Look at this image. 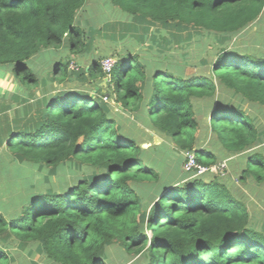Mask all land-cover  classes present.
Returning <instances> with one entry per match:
<instances>
[{
  "label": "trees",
  "instance_id": "16d2710c",
  "mask_svg": "<svg viewBox=\"0 0 264 264\" xmlns=\"http://www.w3.org/2000/svg\"><path fill=\"white\" fill-rule=\"evenodd\" d=\"M88 1L0 0V68L10 70L28 96L67 74L90 87L44 89L0 139V155L39 171L48 167L47 182L66 162H77L71 181L59 189L30 183L18 212L6 219L0 210V264L12 263L5 249L11 236L36 244L56 264H104L112 245L126 256L122 264H264V233L251 226L244 196L220 174L183 171L180 155L193 151L200 166L218 164L212 150L199 147L209 133L238 156L241 182H264V130L240 104L264 110V53L221 47L210 75H186L184 66L169 61L162 68L159 59L150 65L126 48L103 85L105 55L68 70L70 56L90 55L78 17ZM107 2L129 20L120 24L121 40L133 37L125 29L137 23L140 41L151 26L172 30L173 39L192 28L224 41L264 12V0ZM43 56L50 61L42 64ZM113 97L118 111L145 120L161 142L142 147L147 142L123 133L114 116L124 114L113 112Z\"/></svg>",
  "mask_w": 264,
  "mask_h": 264
},
{
  "label": "rangeland",
  "instance_id": "374dc122",
  "mask_svg": "<svg viewBox=\"0 0 264 264\" xmlns=\"http://www.w3.org/2000/svg\"><path fill=\"white\" fill-rule=\"evenodd\" d=\"M107 6L111 7L107 0H89L85 9L83 8L78 14L81 22L84 23L87 32L86 36L88 37L87 40L91 42V51L88 56L69 57V62H74L78 67L77 69L87 66L91 59V55L94 57L105 55L106 57H113L117 60L118 53L121 52L122 49L126 50V48H129L131 55H137L142 60H148L150 65L156 63L155 61L159 59V66L162 68H166L167 63L171 61L174 65L184 66V74L186 75H210V68L214 56L221 47H226L231 50L239 49L251 53H264V12L256 21L249 24L247 28L224 41H219L214 34L192 28L188 29L186 32L177 33L176 37L173 39L174 32L172 30L163 29L158 26L149 27L148 31H146L148 33V35H145L146 39L140 41L143 38V34L141 29L139 31L134 29L135 26L138 28L137 23L134 25L129 23L125 29L127 32H131L133 37L128 36L125 39H120V24L124 23V21L128 22L129 20L116 9L107 8ZM140 25L146 26L147 24L140 23ZM151 36L153 38H151ZM65 53L66 52H64V54ZM41 59L44 61L42 64H46L50 61L49 58L45 59V56ZM164 59L168 61H163ZM69 65L70 63H68V70L77 71V69H70ZM37 67L41 71L47 69L42 67V65L40 66L38 63ZM104 81L103 85H105L108 80L105 78ZM87 86L88 82L67 74L61 82L53 81L48 83V86L45 88L40 85L36 88L33 87L32 90L35 96H37V94L43 93L44 89L52 91V89L58 90L66 87H77L81 89L90 88ZM18 89L21 94L23 89H20V87ZM221 96L224 98H231L234 103L240 102L238 97L233 98L228 92H222ZM3 102L10 105L9 112L6 113L5 116H8V120L11 121L14 126L15 117L23 119V100H12L6 95ZM111 103H113L112 109L113 112L115 111V114H117L116 112L122 115L124 114V117L121 116L120 119H117V115L114 116L116 121L118 120L117 124H119L123 133L134 136L138 142H147V145H143L142 147L161 142V138L145 120L134 117V114L131 112L122 110L124 113H121L118 111L120 109L114 97L111 99ZM240 104L250 115L255 116L256 123L260 127V130H264V110L252 106L248 102H240ZM146 127H148L146 129L147 132L145 135H141ZM203 135L204 133L202 131L198 133V136ZM199 144V147L208 148L213 151L216 157V163L224 161V163L228 165L227 170H224L225 167L223 169L221 167H215L213 171L210 172H213L212 174H220L218 176L224 178L237 194L244 196V202L250 215L251 226L257 231H262L264 233V182L257 184L251 178L241 182L238 177L242 164L237 161L238 156L234 157L229 155L217 142H215L214 136L209 133L205 135L204 140H199ZM191 152L194 154L193 151ZM185 154L191 153L188 151L180 154L183 159L181 167L186 159ZM0 157L2 160L0 163V210L3 215H5L6 219L10 217L9 215L18 212L19 203L21 199H23L24 186L30 183H38L40 188L51 185L54 189H59L61 183L70 182L74 176L73 173H76L75 167L77 162H66L63 167L57 170L56 174L50 176L47 182L44 176L47 174L48 167L39 171L35 166L32 167L27 164L14 162L12 158L10 159V155L3 152ZM232 160H235L236 164L230 167L229 164ZM216 165L218 164H214L213 166ZM15 167L20 169L17 173L15 172ZM233 167L234 171L232 170ZM5 243V249L11 253L13 258L11 264H56L55 262L49 261L44 254L40 253L36 248V244L32 242L23 245L14 236H11ZM106 253L108 260L105 261L104 264H122L126 259L125 255L121 257V252H119L115 245L108 247Z\"/></svg>",
  "mask_w": 264,
  "mask_h": 264
},
{
  "label": "crops",
  "instance_id": "0c3cea01",
  "mask_svg": "<svg viewBox=\"0 0 264 264\" xmlns=\"http://www.w3.org/2000/svg\"><path fill=\"white\" fill-rule=\"evenodd\" d=\"M34 63H36V61ZM104 79H103V83L105 82ZM15 83L16 82L13 79L10 70L0 68V139L4 138V136L8 133V131L11 130L12 128H14L15 123L21 122L20 117H15L14 126H13L12 122L8 120V116H5L6 113L9 112L8 110L10 109V105L3 102V99H5L6 95L9 96L12 100H16V101L23 100V104H24V106H23V117L26 116L24 114V109L27 105L32 106V105L36 104L37 101L40 100L42 97H44V93L37 94V96H35V94L33 92H32V95L28 96L27 92L25 91V88H23V91L20 94L19 89H18L20 86L16 83L19 86L18 87ZM20 89H22V88L20 87ZM54 91H57V90H53V89H52V91L48 90L49 93L50 92L53 93ZM92 92H94V91H92ZM145 145H147V144H145ZM1 161H0V163H1Z\"/></svg>",
  "mask_w": 264,
  "mask_h": 264
},
{
  "label": "built area",
  "instance_id": "2783aa9c",
  "mask_svg": "<svg viewBox=\"0 0 264 264\" xmlns=\"http://www.w3.org/2000/svg\"><path fill=\"white\" fill-rule=\"evenodd\" d=\"M69 63H70V65H69L70 69L76 70L78 68L74 62L71 61ZM115 63H116V60L112 57H105V58L101 59V61H100L101 69L104 72V74L106 76L105 78L107 80L109 78V73H110L111 69L113 68V66L115 65ZM103 99L105 101L107 100L106 97H104ZM185 152H188V151H185ZM189 152L191 154H187V155L185 154L186 159L182 164V169L185 172H191L192 173V171H193L192 175H200L201 173H204L207 171H213V169L215 167H221L222 169L224 167H226V164L224 163V161L219 162L218 165H216V166H213V165L210 167L200 166L197 163L194 154L191 151H189Z\"/></svg>",
  "mask_w": 264,
  "mask_h": 264
}]
</instances>
